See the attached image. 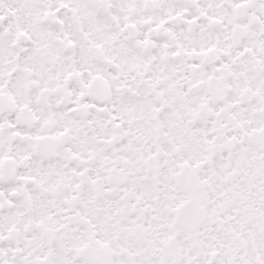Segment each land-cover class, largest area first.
Here are the masks:
<instances>
[{
  "label": "snow or ice",
  "instance_id": "obj_1",
  "mask_svg": "<svg viewBox=\"0 0 264 264\" xmlns=\"http://www.w3.org/2000/svg\"><path fill=\"white\" fill-rule=\"evenodd\" d=\"M0 264H264V0H0Z\"/></svg>",
  "mask_w": 264,
  "mask_h": 264
}]
</instances>
